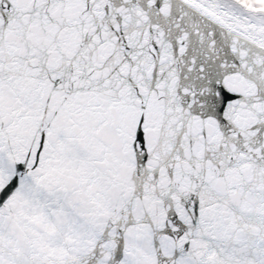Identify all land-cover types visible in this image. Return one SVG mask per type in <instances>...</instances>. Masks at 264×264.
I'll return each mask as SVG.
<instances>
[{"label":"snow or ice","instance_id":"snow-or-ice-1","mask_svg":"<svg viewBox=\"0 0 264 264\" xmlns=\"http://www.w3.org/2000/svg\"><path fill=\"white\" fill-rule=\"evenodd\" d=\"M0 264H264V0H0Z\"/></svg>","mask_w":264,"mask_h":264}]
</instances>
